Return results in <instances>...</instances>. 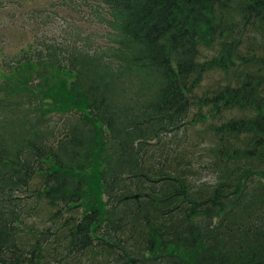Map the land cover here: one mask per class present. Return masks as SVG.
<instances>
[{
	"label": "trees",
	"instance_id": "1",
	"mask_svg": "<svg viewBox=\"0 0 264 264\" xmlns=\"http://www.w3.org/2000/svg\"><path fill=\"white\" fill-rule=\"evenodd\" d=\"M93 1L0 64V264H264V0Z\"/></svg>",
	"mask_w": 264,
	"mask_h": 264
},
{
	"label": "rangeland",
	"instance_id": "2",
	"mask_svg": "<svg viewBox=\"0 0 264 264\" xmlns=\"http://www.w3.org/2000/svg\"><path fill=\"white\" fill-rule=\"evenodd\" d=\"M103 14V8L93 0H0V64L26 48L33 49L36 43L100 50L109 44L107 35L111 32L99 19ZM217 79L218 76L212 74L202 84L206 86ZM202 127H193L190 139L195 144L208 145L206 135L198 139ZM200 152L195 147L194 178L198 182L212 183L214 174L202 169Z\"/></svg>",
	"mask_w": 264,
	"mask_h": 264
}]
</instances>
